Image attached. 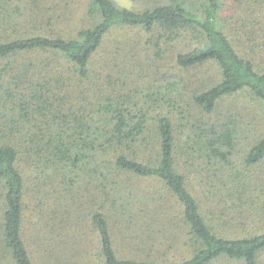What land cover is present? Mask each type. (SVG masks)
<instances>
[{
	"label": "trees",
	"instance_id": "trees-1",
	"mask_svg": "<svg viewBox=\"0 0 264 264\" xmlns=\"http://www.w3.org/2000/svg\"><path fill=\"white\" fill-rule=\"evenodd\" d=\"M136 1L0 0V264H261L264 232L224 236L264 217V132L226 109L264 113L258 0ZM120 29L173 71L136 79Z\"/></svg>",
	"mask_w": 264,
	"mask_h": 264
},
{
	"label": "rangeland",
	"instance_id": "rangeland-1",
	"mask_svg": "<svg viewBox=\"0 0 264 264\" xmlns=\"http://www.w3.org/2000/svg\"><path fill=\"white\" fill-rule=\"evenodd\" d=\"M77 1H81V0H77ZM86 1V0H85ZM119 7L121 8H125V9H130V10H136V11H142L144 10V4L142 2L136 1V0H113ZM243 2V0H241ZM248 1V0H247ZM221 2L223 4H225V9L226 12L228 14H231L233 12H235L236 10H238V12L240 11V7H239V0H221ZM252 11L254 12V26H253V30H254V34L256 35H260L261 37V32L262 34L264 33V1L263 0H258L256 2H252ZM75 8L78 7L77 4L74 5ZM82 10L80 11H76V15L74 14L73 17L74 21L73 24L77 25V19L79 18V21L82 18ZM255 11H262V13L260 15H258L257 12ZM68 16H71V12H66L65 17H63L62 19H60L58 21V25L59 27L56 26V28L60 29V27L63 29L64 27H68V22H64L65 20H69L67 19ZM79 16V17H77ZM252 26H250L249 28H251ZM238 31V27H236L235 32ZM245 34V30L242 31L241 33H239L238 35L243 37ZM140 36H143V40H139L140 41V45L138 47V50L140 52H142L141 56L143 58V62H138L140 64H142L144 66V69L147 70H151L150 67L153 70L157 71L159 70V68H161V70L163 72H172L173 71V65H174V61H173V55L176 54L177 50L179 47H175V46H171V45H167V57L165 58L166 60H161L159 61V64L153 63V51H154V47L152 45H144L143 43L146 41V39L149 41L150 37L140 31H135V30H124V29H120L116 32H114L113 34H110V36L108 37V40L111 41L113 46H116V48L119 49H133L136 48L135 41L138 40V38ZM246 39V36L244 38V41ZM113 46H110L109 48H113ZM153 48V51H152ZM264 64V60L262 62ZM172 69V70H171ZM160 71V70H159ZM161 71V73H162ZM214 71V69H213ZM216 71L214 72H205V78H207L209 81L210 79H212L215 76ZM148 71L146 73L142 72L140 75H138L136 73V79L140 78V80L147 78ZM214 74V75H213ZM149 76V75H148ZM139 80V81H140ZM190 94V93H189ZM186 98L188 99L189 96H186ZM232 105L234 106H239V107H243L245 109V111H239L243 114H245L246 112V117H248V119L250 120H254V124L257 127V130L261 133L264 132V113L261 107H259L256 102L252 101L248 96L243 95V96H238L236 98H233L232 100H228L227 101V105H226V109H230L229 107H231ZM193 113H190L194 116L195 111H191ZM198 117V116H197ZM241 120V119H240ZM233 168V165H230V169ZM234 227H231L229 229H227L226 232H224V236L230 237V238H241V237H246V236H250V235H254V234H259L264 232V217L262 219L259 218H254L251 217L247 220V222L245 221L244 223H239V224H234L232 225ZM166 261L164 262H171V258L170 259H164ZM219 264H229L226 261H221ZM261 264H264V255L261 258Z\"/></svg>",
	"mask_w": 264,
	"mask_h": 264
}]
</instances>
